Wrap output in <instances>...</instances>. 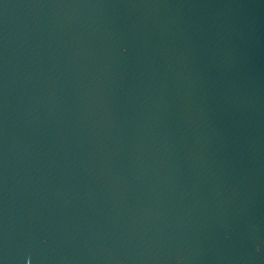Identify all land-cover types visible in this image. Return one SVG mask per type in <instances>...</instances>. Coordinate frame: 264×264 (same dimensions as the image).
I'll use <instances>...</instances> for the list:
<instances>
[{"label": "water", "instance_id": "95a60500", "mask_svg": "<svg viewBox=\"0 0 264 264\" xmlns=\"http://www.w3.org/2000/svg\"><path fill=\"white\" fill-rule=\"evenodd\" d=\"M0 264H264V0H0Z\"/></svg>", "mask_w": 264, "mask_h": 264}]
</instances>
